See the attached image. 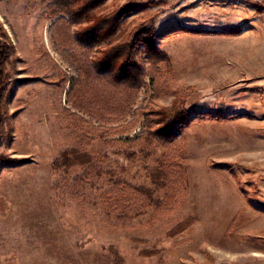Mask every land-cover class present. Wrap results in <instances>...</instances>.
Listing matches in <instances>:
<instances>
[{"label": "rangeland", "instance_id": "rangeland-1", "mask_svg": "<svg viewBox=\"0 0 264 264\" xmlns=\"http://www.w3.org/2000/svg\"><path fill=\"white\" fill-rule=\"evenodd\" d=\"M55 3L0 0L12 43L0 153L28 160L0 162V264H264V0H105L99 13L128 10L119 35L147 20L166 56L138 47L133 113L110 120L74 107L96 87L67 99L77 73L52 38L67 19ZM173 102L188 113L175 137L144 142V111ZM72 149L91 163L52 168Z\"/></svg>", "mask_w": 264, "mask_h": 264}, {"label": "trees", "instance_id": "trees-1", "mask_svg": "<svg viewBox=\"0 0 264 264\" xmlns=\"http://www.w3.org/2000/svg\"><path fill=\"white\" fill-rule=\"evenodd\" d=\"M54 8L50 14L61 12L67 16L56 17L52 25V38L57 50L64 60L77 73V78L72 80L68 91V100L75 86L80 85L79 92L86 87H96L94 94L89 93L84 104H74V107L85 108L94 119L101 111L106 115L105 120H110V114L117 119L124 118L133 113L134 104L140 87L144 84L145 73L142 65L138 63L137 53L140 45L150 60L166 59L165 54L154 45V28L150 23L143 21L139 26L132 28L127 33L119 35V23L128 13L124 7L109 12L99 13V7L105 0H55ZM73 24H78L75 32L71 33ZM184 32L205 33L204 30L176 29ZM218 33L233 34L236 30L220 31ZM12 50V43L5 28L0 24V142L4 132V121L7 115V103L10 90L7 87V60ZM152 77V76H151ZM75 93V92H74ZM73 93V94H74ZM72 94V95H73ZM70 95V96H69ZM71 97V98H70ZM143 123L144 142L162 145L171 141L175 135V127L184 123L187 110L182 102H173L158 110L144 111ZM77 116L76 114H74ZM108 115V116H107ZM154 115V116H152ZM143 136V135H142ZM118 140V139H117ZM127 142V139L118 140ZM133 141V140H129ZM91 156L87 153L72 149L63 151L52 162V168L68 169L73 165L91 163ZM28 160L11 158L0 153V162L7 165H20ZM165 172L155 168L151 172L153 182L160 184L159 174ZM166 173V172H165ZM149 198L151 191L145 187H134Z\"/></svg>", "mask_w": 264, "mask_h": 264}]
</instances>
